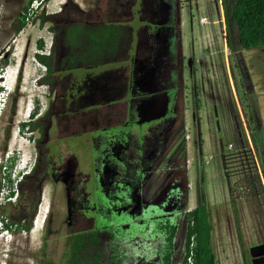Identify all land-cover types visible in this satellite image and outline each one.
<instances>
[{"label":"rangeland","instance_id":"obj_1","mask_svg":"<svg viewBox=\"0 0 264 264\" xmlns=\"http://www.w3.org/2000/svg\"><path fill=\"white\" fill-rule=\"evenodd\" d=\"M27 1L0 0V83L11 87L1 95L0 151L11 147L16 158L36 153L32 174L17 184L18 199L0 205L8 220L18 215L23 223L31 219L28 229L15 222L10 257L4 264L67 262V236L89 229L96 219L91 210L88 215L78 210L86 205L81 193L74 198L73 183L85 172L92 182L89 170L103 157L109 159L108 154L117 158L109 161V178L120 171L129 178L140 165L139 156L146 158L144 168L155 156V167L139 184L138 196L126 205L119 203L131 214L136 206L143 213L155 206L171 212V218L177 216L170 264L180 262L185 213L197 204L208 212L215 264H244L242 253L250 264L249 246L264 245V45L228 50L218 0H42L14 32L15 17ZM41 11L47 15L42 23ZM67 21L132 24L134 42L118 54L110 71L121 83L128 69L148 77L154 67L159 75L152 91L133 98L128 90L101 97L99 87L109 71L100 76L92 68L80 73L56 68L59 55L68 50L54 47L62 33L56 25ZM36 38L51 43L50 53L57 51L51 87L41 80L44 66L32 61ZM164 59L168 66L161 68ZM15 60L17 64H11ZM42 82L49 85L41 86ZM91 84L98 90L93 102L96 91ZM109 100L111 121H106ZM35 104L37 112L42 109L49 115L48 122L39 120L50 123L40 141L36 129L19 126L29 119L26 108ZM106 178L105 174L101 180ZM108 193L105 190L104 195ZM93 198L96 204L98 198ZM113 198L109 195L105 204L107 216L118 211ZM71 206L77 208L71 212ZM130 220L134 223L125 224V231L136 253L134 264H154L155 247L152 257L146 249L139 251L146 253L143 258L136 251V245L152 248L154 239H148V231L153 223L147 228L142 217ZM107 235H102V249H107L103 241ZM105 257L102 252V264Z\"/></svg>","mask_w":264,"mask_h":264},{"label":"trees","instance_id":"obj_2","mask_svg":"<svg viewBox=\"0 0 264 264\" xmlns=\"http://www.w3.org/2000/svg\"><path fill=\"white\" fill-rule=\"evenodd\" d=\"M29 1L30 0L22 5L20 12L15 17L17 24L14 27V32H17L25 24V19L28 14L27 4ZM218 1L221 7L224 26V42L228 50L234 49L235 45L239 48L264 45V0ZM46 16L47 15H45L43 11L38 13L40 23L46 19ZM56 27L61 29L62 33L58 36V42L56 40L54 47L66 46L64 49H68L67 53L64 52L65 54L62 53L59 55L56 68L69 69L70 71L78 70L80 72L87 71L86 68H93L95 65L102 66L103 63H108L109 61L114 60L117 57L116 53L119 50L124 49L127 42L133 38L134 28L130 23L118 24L107 22L83 24L81 21H67L66 23L63 22L61 24L57 23ZM42 44L43 41L41 38L35 39V45L37 47H41ZM56 52L57 51L53 48V51L49 54L34 53L36 61L41 63L45 68V73L41 77V80L49 82L50 87L53 79L51 73L53 69L52 59L56 55ZM162 62L161 68L168 66L166 65V59ZM153 71L154 72H150L148 77L141 76L144 78L141 79L139 83L141 94L145 93L148 95L152 91L151 88L153 85L156 84L154 81L157 74L159 75V72H156L155 69ZM100 72L102 73L105 71L101 69ZM166 75V77L169 76L168 73ZM1 89L2 87L0 86V90ZM37 108L38 105L35 104L29 114L30 117L35 114ZM110 113L112 112L106 111V121L111 117ZM42 118H48L46 112L42 115ZM149 118L151 119L152 117L150 116ZM25 123H28L31 128H38L40 132H42L47 126V123L44 125L45 123H43V121L40 122L39 120L29 119L20 122L19 126L22 127ZM47 128L48 126L46 129ZM112 148L113 146L111 145V149ZM142 151L145 153L143 149L141 152ZM141 154L142 153H140V155ZM107 157H109V159L107 158L105 160L104 157L103 160L98 159L99 161H97V164L92 166L91 170H89L92 182L86 180L89 173L86 174L85 172L76 185L75 182L73 183L74 198L75 196L77 198L81 193L84 196V203L86 205V207H80L78 210L85 215H88V213L91 212L96 219H94V224L89 229L73 231L67 236L65 240L68 246L66 251L67 262L64 264H102V252L105 253L106 264H121V261L128 262L130 260L132 261L130 264H134V262L136 263L137 260L135 261L134 257L136 256V253H133L134 251L130 249L131 245L127 243L129 239L127 231H125V224L128 223L129 226H131L134 223V220L130 219H139L140 217L145 219V227L148 226V222H151V225L153 223V225L156 226V229L154 230L153 235L151 232H153L152 229L154 226L150 231L147 230L151 234V237L148 239H154L152 248L149 246L144 248L143 246L136 245V251L140 253V250L146 249L150 251L149 255L151 256L153 254L151 250L155 247L156 252L153 256H156L154 257L156 261L154 264H170L171 257L174 253L173 239L176 230L177 216L175 215L174 218H171V212H165L161 210V208H155V206H153L152 210H146L145 213L137 211V209L141 208L140 206L139 208L138 206L134 208L135 210L132 211L133 214L130 212V214L128 212H123L125 205L130 202L133 195L138 196L139 184H141L144 181L145 176L149 175L154 169L155 165L152 166V163L155 156L153 157L152 155L150 162L145 168L143 167V164L146 162V158L142 160V156H139L138 162L140 165L129 178L124 177L121 171L118 174H114L113 178H109V174L107 173V170L110 167L109 161L117 158H112L110 154H108ZM32 170H34V166ZM146 170H148L149 173ZM94 171H96L95 173H98V175H95ZM105 174L107 177L106 181L105 179L101 180V177H104ZM107 183L109 186H107ZM103 184H105L104 187L102 186ZM186 187L187 185H185V188ZM74 190L77 194L74 193ZM105 190L109 192L106 196L104 195ZM109 195L114 196L115 207L118 208V211L111 212L107 216L105 213V204L107 201L109 202ZM93 197L98 198V201L95 200L97 201L96 204L93 202ZM137 198L134 199L139 201ZM140 201L142 203L148 202V206H150L149 201ZM119 202H122L125 205ZM73 208L76 209L77 207L75 208L71 206L69 208L71 209V212ZM89 210L91 211L89 212ZM138 212L139 214H137ZM9 218V223L17 222V224L21 225L24 229H28L31 225V219L24 223L19 221L20 215L16 217L10 216ZM185 219L184 238L182 241L183 253L179 264H186V255L189 248H191L192 264H215V256L210 245L211 226L206 207L203 204L194 205L187 209ZM128 233H131V230H129ZM103 234H108L107 238L103 240L107 249H102L100 244ZM122 234L125 238L122 237ZM190 240L193 243L191 247L188 246ZM140 254L141 258L146 256L145 252ZM241 256L243 263L248 264L244 253H242Z\"/></svg>","mask_w":264,"mask_h":264},{"label":"built area","instance_id":"obj_3","mask_svg":"<svg viewBox=\"0 0 264 264\" xmlns=\"http://www.w3.org/2000/svg\"><path fill=\"white\" fill-rule=\"evenodd\" d=\"M42 0H31L27 6L28 14L33 12L40 4ZM51 43H43L41 47H35L32 52V61L37 63V65H42L38 61H36L34 53L39 54H48L50 52ZM43 66V65H42ZM39 76V75H38ZM38 78V77H37ZM28 114V111H26ZM18 133L19 131L16 130ZM29 132V131H27ZM28 141V138L26 137ZM15 151L12 150L11 147L5 149L3 152H0V205L14 203L19 195V189L17 184L21 180L22 172L26 171L27 167L34 163V155L30 158L29 156H20L14 158V162L12 166H9L10 160L9 157L14 154ZM16 155V153H15ZM22 168L21 172H18V169ZM6 220L4 214L0 213V224ZM192 241L190 240L188 246H192ZM186 264H192L191 261V248L188 249V253L186 255Z\"/></svg>","mask_w":264,"mask_h":264},{"label":"crops","instance_id":"obj_4","mask_svg":"<svg viewBox=\"0 0 264 264\" xmlns=\"http://www.w3.org/2000/svg\"><path fill=\"white\" fill-rule=\"evenodd\" d=\"M80 4V3H79ZM1 14V13H0ZM10 20V19H9ZM126 24V23H125ZM128 24V23H127ZM134 29L135 28H133V38L129 41V42H127V44L125 45V48L127 47V46H129V45H131V43H132V41L134 42V34H135V32H136V30H135V32H134ZM124 48V49H125ZM124 49H121V50H119L116 54H117V57L114 59V60H111V61H109L108 63H103L102 64V66H98V65H95V67H91L92 69H96L95 70V72L96 73H100L99 75L100 76H102L101 74L102 73H105L106 71H109L108 73H109V75H106L105 77H104V80L105 81H103L102 82V84H103V86H101L100 85V89L102 90V91H98L96 88H95V86L93 87V84H91V86H92V88H94L95 89V93L94 94H92V102L93 101H95V99H93L95 96L94 95H96L97 94V91H98V95H101V97H104L105 96V92H106V94L107 95H109V96H112L113 95V93L115 94L116 92H119V91H121V90H128V94L130 93L131 95H132V98L133 97H135V96H137L141 91H140V88H139V83H140V80L141 79H144V78H142L141 76H140V70H130V69H128L127 70V72H126V76L124 77V78H122V76H121V83H119V78L117 79L116 77H117V74H113V72H111L110 71V69H111V67H112V65L113 64H115L116 63V61H117V59H118V54L122 51V50H124ZM162 54H164L163 52H162ZM61 55V54H60ZM160 63H161V61H160ZM162 64V63H161ZM162 66V65H161ZM100 67V68H99ZM101 69H103V71H105V72H100L101 71ZM155 69V71H157L156 70V68H152L150 71L152 72L153 70ZM159 69H160V67H159ZM69 72H72V73H78V72H80V71H78V70H76V71H73V70H71V71H69ZM159 72V71H158ZM99 76V77H100ZM99 77H97V80H99ZM107 81H110V84L107 82ZM165 86H163V87H166V85H167V83L166 84H164ZM122 86H123V88H122ZM99 89V90H100ZM89 98H90V96H89ZM119 99H121L122 100V97H120ZM113 101H117L115 98H113L112 99ZM110 103H112V101L111 100H109V102L106 104L107 105V107H106V109H107V112H112V111H110L109 110V108H108V105L110 104ZM124 103L125 104H127V101H125L124 100ZM185 113H187V112H185ZM183 114V113H182ZM186 134H185V137L184 138H186ZM186 166V165H185ZM216 259V258H215Z\"/></svg>","mask_w":264,"mask_h":264},{"label":"clouds","instance_id":"obj_5","mask_svg":"<svg viewBox=\"0 0 264 264\" xmlns=\"http://www.w3.org/2000/svg\"><path fill=\"white\" fill-rule=\"evenodd\" d=\"M37 47V46H36ZM50 51H51V47H50ZM50 53V52H49ZM48 53V54H49ZM11 64H14V65H16L17 63H16V60L13 62V63H11ZM45 69V68H44ZM48 85L47 83H41L40 85L42 86V85ZM0 86L2 87V89L0 90V103H2L3 104V99L1 98V95L4 93V92H6V93H8L9 92V90L11 89V87H9L8 85H6V84H4V83H0ZM45 92V91H44ZM2 107H3V105L2 106H0V112H1V109H2ZM33 108V107H32ZM26 110L28 111V114H26L27 116H29V120H30V112L32 111V109H31V107H28V108H26ZM31 110V111H30ZM28 120V119H27ZM26 120V121H27ZM22 122V121H21ZM20 123V122H19ZM24 126H22V127H20L21 129L23 128ZM17 130H19V128L17 129ZM23 130V129H22ZM22 130H20V131H22ZM187 135V134H186ZM185 137V136H184ZM0 152H3V151H0ZM13 156H14V158H15V154H13V155H11V157H9V160H10V163H9V166L11 167L12 166V163L14 162V158H13ZM33 166H34V163H32L30 166H28L27 167V169H26V171H24V172H22V178H21V180L24 178V176L26 175V174H28V173H30L31 172V170H32V168H33ZM22 171V168H19L18 169V172H21ZM20 180V181H21ZM19 181V182H20ZM19 184V183H18ZM19 196V195H18ZM18 199V198H17ZM8 204H11V203H8ZM6 205V204H5ZM193 207V206H192ZM189 208H191V207H189ZM188 208V209H189ZM6 220L7 221H4L3 220V222L0 224V255H3V257L2 256H0V264H4V263H6L7 261H8V259H9V257H10V253H11V249H12V246L10 245L11 244V241H12V234H14V232H12L13 231V227L15 226V222L13 223H9V221L10 220H8L7 219V217H6ZM9 239V242L7 243V240ZM190 239H191V237H190ZM183 241V240H182ZM4 249V250H3ZM183 253V252H182ZM249 254V253H248ZM178 264H179V262H178ZM251 264V263H250Z\"/></svg>","mask_w":264,"mask_h":264},{"label":"water","instance_id":"obj_6","mask_svg":"<svg viewBox=\"0 0 264 264\" xmlns=\"http://www.w3.org/2000/svg\"><path fill=\"white\" fill-rule=\"evenodd\" d=\"M248 253L251 264H264V245L262 243L249 246Z\"/></svg>","mask_w":264,"mask_h":264},{"label":"flooded vegetation","instance_id":"obj_7","mask_svg":"<svg viewBox=\"0 0 264 264\" xmlns=\"http://www.w3.org/2000/svg\"><path fill=\"white\" fill-rule=\"evenodd\" d=\"M49 89V88H48ZM48 93H49V90H47V92H46V95H48ZM46 99V98H45ZM33 109V108H32ZM38 109V108H37ZM46 112V111H45ZM45 112H43L42 113V109H40L38 112H37V110H36V112H35V114L32 116V117H30V120H40V118L42 117V116H40V117H38L39 115H43ZM47 113V112H46ZM48 115V114H47ZM47 119V122L49 121V115H48V118H46ZM25 125H27L26 127H28L29 126V124L28 123H25L23 126H25ZM47 126L49 127L50 126V123H48L47 124ZM46 126V127H47ZM30 127V126H29ZM46 127H45V131H47V129H46ZM31 128V127H30ZM34 129H36L37 131H38V134H37V141L39 140L40 141V134H42V132H40L39 131V129L38 128H36V127H33ZM32 129V128H31ZM30 132V131H29ZM44 133H46V132H44ZM47 135H45L44 137H46ZM47 138V137H46ZM33 140H34V138H33ZM41 149H39V151H40ZM35 154L36 153H34V158H35ZM35 160V159H34ZM33 171V170H32ZM32 174V173H31ZM69 185V184H68ZM186 185H187V183H186ZM188 186V185H187ZM68 188H70L69 186H68ZM68 199H69V204L71 205V195H70V197H68ZM73 201H74V199H73Z\"/></svg>","mask_w":264,"mask_h":264},{"label":"bare ground","instance_id":"obj_8","mask_svg":"<svg viewBox=\"0 0 264 264\" xmlns=\"http://www.w3.org/2000/svg\"><path fill=\"white\" fill-rule=\"evenodd\" d=\"M46 214V213H45ZM38 220H39V218H38V214H37V216H36V218H35V220H34V225H35V223H36V221L38 222ZM36 226V225H35Z\"/></svg>","mask_w":264,"mask_h":264}]
</instances>
